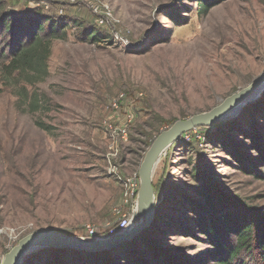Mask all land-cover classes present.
<instances>
[{
	"label": "rangeland",
	"instance_id": "1",
	"mask_svg": "<svg viewBox=\"0 0 264 264\" xmlns=\"http://www.w3.org/2000/svg\"><path fill=\"white\" fill-rule=\"evenodd\" d=\"M5 1L11 12H42L69 26L53 42L44 82L32 86L27 75L9 79L0 70V264L31 233L81 239L91 227L104 236L122 216L130 219L135 201L125 202L126 182L139 176L151 148L144 142L221 106L264 72V0H219L204 14L196 0H97L112 11L106 27L92 0ZM94 28L111 39L90 42L85 31ZM23 88L47 97L44 110H24ZM249 100L163 154L153 178L156 216L126 255L133 264H214L215 247L196 226L195 211L206 210L203 187L240 216L256 210L264 218V179L220 145L225 140L253 161L248 140L257 132L264 142V92ZM132 116L124 137L117 129ZM41 121L53 130H40ZM236 243L228 236L227 245ZM59 251L31 252L23 261L47 264ZM240 255L238 264H262L256 244Z\"/></svg>",
	"mask_w": 264,
	"mask_h": 264
},
{
	"label": "trees",
	"instance_id": "2",
	"mask_svg": "<svg viewBox=\"0 0 264 264\" xmlns=\"http://www.w3.org/2000/svg\"><path fill=\"white\" fill-rule=\"evenodd\" d=\"M188 1V0H187ZM200 6L202 14L207 13L211 8L218 5L219 0H196ZM171 11L168 16L181 23L182 18H177L176 13ZM75 26L80 23L75 21ZM69 24L60 20L51 21V18L44 13L38 12L30 14L16 13L9 11V5L5 0H0V70L4 71L7 78L11 79L15 74L27 75L32 86L44 82L48 76V63L52 52V45L57 39L66 37V29ZM85 37L90 42H108L111 38L107 34L101 33L97 29L85 31ZM23 99V108L26 112L34 114L44 110L47 97L30 94L26 88ZM36 125L41 130L51 132L53 128L44 122H37ZM161 126L154 124L150 129L159 133ZM143 132H141L142 134ZM147 136V134H142ZM150 144L144 142L145 147ZM225 140H221L220 145L227 150L230 157L239 163L240 168L249 173L258 172L257 177L264 179V142L259 133L254 132L248 140V145L254 153L253 161L249 160L245 154H241L237 149H231L224 145ZM259 168V169H258ZM261 169V170H260ZM200 197L205 202L206 210L196 212V226L198 232L215 247L214 264H238L240 254L244 251L253 252L255 244L258 248L260 261L264 264V218L257 216V211L244 213L240 216V209L231 210V207L213 194L211 188L203 187L199 191ZM224 203V204H223ZM228 236L236 238V246L227 245ZM142 236L137 237L133 243H127L118 249L100 253H85L73 250L59 251L60 256L53 260H48L47 264H116L113 260L120 257L126 264H133L132 258H127L135 242ZM77 257V258H76ZM77 261H76V260ZM81 260V261H80ZM119 259H117L118 261ZM138 260L136 264H144ZM203 263V262H202ZM117 264H124L123 262ZM161 264H169L165 260Z\"/></svg>",
	"mask_w": 264,
	"mask_h": 264
},
{
	"label": "water",
	"instance_id": "3",
	"mask_svg": "<svg viewBox=\"0 0 264 264\" xmlns=\"http://www.w3.org/2000/svg\"><path fill=\"white\" fill-rule=\"evenodd\" d=\"M263 92L264 72L252 84L244 88L243 91L224 100L221 106L214 108L210 112H206V114L195 115L188 118V120L177 121L169 130L161 133L153 142L140 165L139 178L141 185L135 199L129 225L124 229L118 228L116 234H111V229L117 227L118 222L117 225L110 229L107 235H98L96 232L97 234L94 236L88 235L87 238L81 239L61 235L56 231H37L23 238L19 242V245L6 255L3 264H24L23 259L26 254L45 249L100 253L112 251L134 241L143 232L150 229L154 223L158 205L155 202L153 178L160 156L190 131L212 126L235 107L241 105L244 100L250 99L249 102H254Z\"/></svg>",
	"mask_w": 264,
	"mask_h": 264
},
{
	"label": "built area",
	"instance_id": "4",
	"mask_svg": "<svg viewBox=\"0 0 264 264\" xmlns=\"http://www.w3.org/2000/svg\"><path fill=\"white\" fill-rule=\"evenodd\" d=\"M72 2H74L75 0H71ZM93 4H92V11L95 14H101L102 16L100 17V23L103 27H106L105 25H110V19H112V11L110 9V7L105 6V5H100L98 2H96L97 0H92ZM120 105L121 103L118 101L116 103H114L113 109L118 112V110L120 109ZM133 117H128V119L126 120V124L123 125L121 128L117 129L119 130V134H122V136L126 137L128 134V129L130 127V124L133 121ZM127 185H129V190H127L126 194H125V202L127 204H133V201H135L139 189H140V184H139V176L135 175V177H133L132 179L127 180L126 182ZM119 224L117 227H113L111 229V234H116L118 232V228L124 229L125 227H127L129 225V217H127L126 215L122 216L119 220H118ZM88 232L90 236H94L96 235V231L89 227L88 228Z\"/></svg>",
	"mask_w": 264,
	"mask_h": 264
},
{
	"label": "bare ground",
	"instance_id": "5",
	"mask_svg": "<svg viewBox=\"0 0 264 264\" xmlns=\"http://www.w3.org/2000/svg\"><path fill=\"white\" fill-rule=\"evenodd\" d=\"M245 103V100L243 101V103L241 104V105H239V106H237V107H235L233 110H231V112H229L228 114H226L221 120L223 121V120H225L226 118H229V117H232V116H234L236 113H237V110L238 109H240V107H242V105ZM163 156V155H162ZM162 156H160V158H159V160H158V163H159V161L161 160V157ZM157 163V164H158ZM156 164V165H157Z\"/></svg>",
	"mask_w": 264,
	"mask_h": 264
}]
</instances>
